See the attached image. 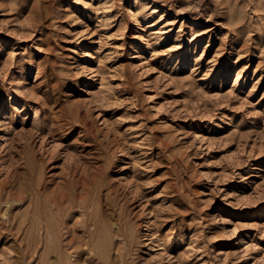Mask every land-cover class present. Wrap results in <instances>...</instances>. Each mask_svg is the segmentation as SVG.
<instances>
[{"label":"rangeland","instance_id":"obj_1","mask_svg":"<svg viewBox=\"0 0 264 264\" xmlns=\"http://www.w3.org/2000/svg\"><path fill=\"white\" fill-rule=\"evenodd\" d=\"M21 183L87 243L35 246ZM60 261L264 264V0H0V264Z\"/></svg>","mask_w":264,"mask_h":264},{"label":"bare ground","instance_id":"obj_2","mask_svg":"<svg viewBox=\"0 0 264 264\" xmlns=\"http://www.w3.org/2000/svg\"><path fill=\"white\" fill-rule=\"evenodd\" d=\"M26 176V175H25ZM21 177V176H20ZM20 179V178H19ZM30 179V178H29ZM31 181V180H30ZM16 181V184L17 185ZM35 182V181H34ZM33 183V182H31ZM62 187H60L58 190H50V191H39L38 185L37 184H32V185H28L25 184L24 186H22V183L20 185V187L18 188V190L16 189V191H13L11 194L13 193H27L26 191H29L28 194H31V196H28V199H30V203H32V207L29 208L28 206H26L25 210L22 212V214L25 216L23 219V223H26L25 226V230L22 227V221H17V219L15 220V223L17 225V229L22 228V231H26V232H30V226H32L34 223L38 224V232L37 233V238L36 241L34 242L35 246L40 245V247H44L45 251L47 249L52 248V246L57 247L59 250H61V248H63V244L65 246H71V245H76V244H85L87 243L88 240H84L83 236L81 235L82 239L84 240V242L81 240V238L79 237L80 235H77L76 232L74 231V227L70 228V226H67L69 224H66V218H67V213L68 210L73 206V204L75 203V201H77V196L75 193V188L71 187V188H67L69 185H61ZM13 188V187H12ZM48 188V187H47ZM67 188V189H65ZM7 191V190H5ZM12 191V190H11ZM6 194V193H5ZM17 195V194H16ZM3 197V196H2ZM8 197V196H7ZM10 197V196H9ZM18 198L20 197L19 195L17 196ZM84 198V195L81 194L80 198ZM6 198V197H5ZM79 198V197H78ZM86 198V197H85ZM12 199H13V195H12ZM80 200V199H79ZM8 201V199L6 200ZM5 201V202H6ZM9 201H13V200H9ZM81 201V200H80ZM13 202H16V199H14ZM22 202V201H21ZM29 202V201H28ZM66 202H69V204L64 208V203L66 204ZM84 202V201H83ZM82 202V203H83ZM81 202H79V204H82ZM9 204V202L7 203ZM30 205V204H29ZM78 206V205H77ZM79 207V206H78ZM93 208V207H92ZM6 209V208H5ZM24 209V208H23ZM91 209V208H90ZM107 210V209H106ZM119 210V208H118ZM90 211V210H89ZM105 212V210H104ZM107 212V211H106ZM105 212V213H106ZM117 212V211H116ZM93 214V212H91ZM5 214V212H4ZM92 214H90L88 216V218H86V220L84 221V226H85V230L87 233L91 234L94 229L97 227V220L95 218V216H93ZM6 217V216H5ZM109 217V216H108ZM116 217V216H115ZM16 218L15 215L12 216L11 221L13 222V220ZM118 218V217H117ZM22 219V220H23ZM112 219V218H109ZM10 220V219H9ZM119 220V219H118ZM8 222V220H7ZM6 222V223H7ZM10 222V221H9ZM112 222V221H111ZM110 222V224H111ZM59 223L64 224V230L65 232H70L68 234V236L66 237V240H64L63 244L62 239H61V233L58 232V225ZM83 224V222H82ZM81 224V225H82ZM112 224H114L115 229L114 232L118 233L119 231V223L117 221L112 222ZM9 225V224H8ZM108 225V222H106L105 220L102 219L101 221V226L106 227ZM72 226V225H71ZM83 226V227H84ZM82 227V228H83ZM84 229V228H83ZM36 230V229H35ZM102 229H100L101 231ZM126 230V229H125ZM10 231V230H9ZM81 231V230H80ZM83 231V230H82ZM13 232V231H12ZM16 232V231H15ZM64 232V233H65ZM87 233L85 235H87ZM27 234V233H26ZM120 234V233H119ZM34 235V234H33ZM63 235V234H62ZM116 235V234H115ZM115 235L113 237H115ZM126 235V234H125ZM119 236V235H117ZM117 236L115 237L117 239ZM24 237V236H23ZM33 237V236H32ZM101 237V236H100ZM122 236H120L121 238ZM22 238V237H21ZM31 238V237H30ZM64 238V237H63ZM86 239L88 237H85ZM120 238H118L120 240ZM114 239V238H113ZM112 239V240H113ZM22 240V239H21ZM26 244L30 247L31 245V241L29 239H26ZM116 241V240H115ZM114 241V242H115ZM53 243V245L51 244ZM108 243V242H107ZM117 243V242H116ZM120 243V242H119ZM33 244V243H32ZM103 244V243H102ZM24 245V244H23ZM89 245V244H88ZM86 246V245H85ZM104 246H106L104 244ZM108 246V245H107ZM32 247V246H31ZM72 247V246H71ZM84 247V246H83ZM88 247V246H87ZM67 249V248H66ZM70 249V248H69ZM67 249V250H69ZM118 249V248H117ZM39 250V249H38ZM84 250V249H83ZM70 251V250H69ZM73 252V250H71ZM61 252V251H60ZM70 252V253H72ZM75 252V251H74ZM82 252V251H81ZM84 252V251H83ZM107 252V251H106ZM117 252V251H116ZM77 253V252H76ZM79 254V253H78ZM120 255V253H118ZM35 255V254H34ZM125 255V254H124ZM61 256V254H59V257ZM55 257V256H54ZM76 257V256H75ZM82 257V256H81ZM80 257V258H81ZM37 258V257H35ZM70 258V257H69ZM116 258V256L114 257ZM121 258V256H120ZM119 259V258H118ZM35 260V259H34ZM57 260V259H55ZM112 260V259H111ZM114 261L116 259H113ZM117 261V260H116ZM122 261V260H120ZM52 262V261H51ZM57 262V261H56ZM119 262V261H118ZM102 263V262H101ZM59 264H62V262L60 261ZM109 264V263H108ZM120 264V262H119Z\"/></svg>","mask_w":264,"mask_h":264}]
</instances>
